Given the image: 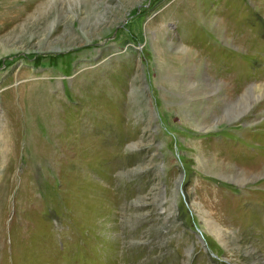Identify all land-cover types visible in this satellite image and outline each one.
Wrapping results in <instances>:
<instances>
[{
  "label": "rangeland",
  "instance_id": "rangeland-1",
  "mask_svg": "<svg viewBox=\"0 0 264 264\" xmlns=\"http://www.w3.org/2000/svg\"><path fill=\"white\" fill-rule=\"evenodd\" d=\"M263 146L264 0H0V264H264Z\"/></svg>",
  "mask_w": 264,
  "mask_h": 264
},
{
  "label": "bare ground",
  "instance_id": "bare-ground-1",
  "mask_svg": "<svg viewBox=\"0 0 264 264\" xmlns=\"http://www.w3.org/2000/svg\"><path fill=\"white\" fill-rule=\"evenodd\" d=\"M11 21V20H10ZM191 62V61H190ZM21 76H23L22 78H24V77H26V76H28V77H31V73H26L25 71H21ZM43 80V79H42ZM26 81V80H25ZM28 82H29V85H30V87H35L36 85H38L39 83H41L40 82V78H38V77H34V78H30L29 80H27ZM44 81H42V83H43ZM251 86H253V84L251 85ZM251 88V87H250ZM249 89V88H248ZM254 89V88H253ZM253 93V92H252ZM24 97H27V99H31L32 98V96H31V92H26V94H24ZM23 97V98H24ZM55 118L56 117H58V113H57V111L55 112V116H54ZM203 128H206V127H203ZM202 130H205V129H202ZM76 137V136H75ZM77 139V138H76ZM249 143V142H248ZM197 144V143H196ZM195 144V145H196ZM197 147H199V144H197ZM262 148V147H261ZM199 149V148H198ZM199 151V150H198ZM201 153V152H200ZM201 155V154H200ZM253 155H255V156H252V158H251V161L250 162H243V163H246V164H244V165H248V166H250L251 168H255V165L256 166H259V164H261V165H263V162H264V146H263V148H262V152L260 153H258V154H253ZM260 157V159H257V158H259ZM263 159V160H262ZM261 162V163H260ZM208 165H210V164H212V165H215V164H213L212 163V158L208 161V163H207ZM211 166V165H210ZM216 166V165H215ZM260 167V166H259ZM216 168V167H215ZM219 168V167H218ZM252 175H254V174H250V176H252ZM258 175H256V176H254V177H257ZM261 187H263L264 188V182H263V186H261ZM214 189V188H213ZM215 190V189H214ZM259 193H260V195H263L264 193H263V191H262V189H258L257 190ZM215 193V192H214ZM214 193L212 192V194L214 195ZM216 193H217V191H216ZM250 195H252V194H250ZM255 195H259V194H255ZM263 198V197H262ZM217 203V202H216ZM261 205H263V204H261ZM234 210V209H233ZM226 219H228V218H226ZM235 219V218H234ZM227 221V220H226ZM228 222L230 223V222H232L231 221V218H230V220H228ZM249 222V221H248ZM208 223L210 224V226L211 227H214L215 229H217V227L219 226H217V223H213L211 220H210V222L208 221ZM242 224H243V222H242ZM244 224H246V221L244 222ZM250 224L249 225H247V226H245L244 228H243V231H242V233H243V237H245L244 236V233L245 232H247V231H249L250 230ZM219 228V227H218ZM219 230V229H218ZM256 233L258 234V235H260V236H257V238H259V237H262V236H264V230L262 229V228H258V229H256ZM262 235V236H261ZM246 239H248L247 237H246ZM250 239V238H249ZM245 241V240H244Z\"/></svg>",
  "mask_w": 264,
  "mask_h": 264
}]
</instances>
